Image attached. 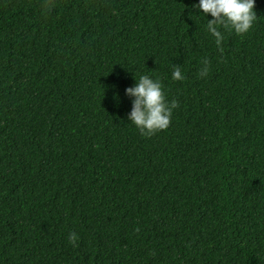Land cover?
Instances as JSON below:
<instances>
[{
	"label": "trees",
	"instance_id": "trees-1",
	"mask_svg": "<svg viewBox=\"0 0 264 264\" xmlns=\"http://www.w3.org/2000/svg\"><path fill=\"white\" fill-rule=\"evenodd\" d=\"M42 3L0 0V264H264V0L223 53L199 0ZM141 75L179 104L150 138Z\"/></svg>",
	"mask_w": 264,
	"mask_h": 264
},
{
	"label": "clouds",
	"instance_id": "clouds-1",
	"mask_svg": "<svg viewBox=\"0 0 264 264\" xmlns=\"http://www.w3.org/2000/svg\"><path fill=\"white\" fill-rule=\"evenodd\" d=\"M56 6V0H43L42 9L45 14L50 13ZM205 16L212 19L207 21V31L215 38L217 50L223 53L221 47L224 35L221 28L236 35L246 34L257 20L255 0H199L193 5ZM210 61L204 58L198 75L203 78L210 71ZM172 79L181 81L185 79L181 69L173 65ZM125 95L132 98L131 111L127 115L130 121L143 137L150 138L154 134L165 131L171 124L173 110L179 107L178 101L166 100L163 86L159 79H152L148 75L139 76L134 86L125 89ZM139 231V229H135ZM68 242L78 246V235L70 232Z\"/></svg>",
	"mask_w": 264,
	"mask_h": 264
}]
</instances>
